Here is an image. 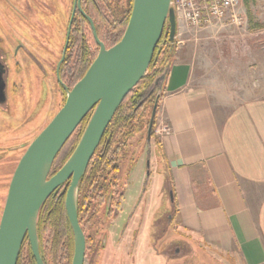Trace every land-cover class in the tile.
I'll return each instance as SVG.
<instances>
[{
    "label": "rangeland",
    "instance_id": "obj_1",
    "mask_svg": "<svg viewBox=\"0 0 264 264\" xmlns=\"http://www.w3.org/2000/svg\"><path fill=\"white\" fill-rule=\"evenodd\" d=\"M117 3L124 6L125 0ZM71 5L72 0H0V52L6 64V102L0 106V215L20 157L63 104L55 66ZM240 11L245 17L241 25L223 20L201 29L177 27L175 45L192 52L197 84L209 86L221 103L264 94V0H242ZM150 109L149 104L146 117ZM145 133L146 129L132 137L119 158L123 200L112 229L124 224L139 200L145 209L151 204V211L161 213L168 207L166 199L157 196L160 174L154 166L155 141L151 137V146H145ZM143 232L136 242L142 244L139 255L130 254L127 263L113 264H232L180 229L171 235L184 244V252L167 259L162 251L170 232L158 243L161 253H155Z\"/></svg>",
    "mask_w": 264,
    "mask_h": 264
},
{
    "label": "crops",
    "instance_id": "obj_2",
    "mask_svg": "<svg viewBox=\"0 0 264 264\" xmlns=\"http://www.w3.org/2000/svg\"><path fill=\"white\" fill-rule=\"evenodd\" d=\"M171 60L155 117L169 132L152 137L158 197L171 191L177 232L232 264H264V94L221 103L197 84L191 51Z\"/></svg>",
    "mask_w": 264,
    "mask_h": 264
},
{
    "label": "water",
    "instance_id": "obj_3",
    "mask_svg": "<svg viewBox=\"0 0 264 264\" xmlns=\"http://www.w3.org/2000/svg\"><path fill=\"white\" fill-rule=\"evenodd\" d=\"M80 2L72 1L64 45L55 67L57 81L65 92L64 102L49 123L27 145L8 185L0 215V264H17L25 238L35 264H45L40 254L37 218L45 200L65 183L64 208L73 235L71 264H83L85 236L77 213L80 180L117 108L145 75L163 32L167 31L171 49L176 44L177 18L173 0H133L122 37L108 48L98 38L93 20L81 8ZM76 10L88 21L98 52L84 75L69 88L60 79L59 66L64 61ZM167 69L165 67L155 78L150 89L155 91V98L145 133L148 148L160 86ZM4 86L0 72V99L4 98ZM90 112L73 151L50 176L58 152ZM146 165L149 167V159ZM148 174L149 171L146 177Z\"/></svg>",
    "mask_w": 264,
    "mask_h": 264
},
{
    "label": "trees",
    "instance_id": "obj_4",
    "mask_svg": "<svg viewBox=\"0 0 264 264\" xmlns=\"http://www.w3.org/2000/svg\"><path fill=\"white\" fill-rule=\"evenodd\" d=\"M118 1L111 3L110 0H82V9L93 20L97 36L106 48L120 40L130 15L133 0H125L124 6L118 4ZM175 48L176 45L171 49L167 31H164L145 75L123 99L105 129L79 183L77 197L79 221L81 211L83 214L89 213L92 208L91 201L95 192L100 191V186L104 187L109 182L114 189L121 188L117 170L123 148L132 137L143 133L150 116L149 111L146 117V104L139 103L142 98H146L145 102L152 108L155 98V91H150L152 83L164 68L170 65ZM97 52L98 45L93 39L88 21L77 12L73 20L65 59L59 70L62 82L71 88L84 75ZM163 83L160 86L159 99L162 95ZM59 86L65 99L64 89L61 85ZM90 115L91 112L86 115L58 152L52 164L50 176L63 165L73 151ZM66 186L67 183L54 191L45 200L38 214L37 235L40 254L45 264H71L73 235L64 208ZM17 264H35L26 238L21 246Z\"/></svg>",
    "mask_w": 264,
    "mask_h": 264
},
{
    "label": "flooded vegetation",
    "instance_id": "obj_5",
    "mask_svg": "<svg viewBox=\"0 0 264 264\" xmlns=\"http://www.w3.org/2000/svg\"><path fill=\"white\" fill-rule=\"evenodd\" d=\"M47 1L49 2V0ZM80 5H82V0L80 2ZM77 12L78 11L76 10L73 20ZM65 33L63 37V45H64ZM69 41H70V35H69ZM69 41H68V45H69ZM68 45H67V49H68ZM60 66H59V70H60ZM0 72L3 81L6 85V64L2 57L1 52H0ZM59 76H60V71H59ZM5 89L6 88L4 86V92H3L4 98L0 99L1 100L0 106H3L6 102ZM145 101L146 98L145 99L142 98L139 104H146L145 108L148 109L149 103H146ZM145 146H147V143ZM118 170H117V176H118ZM110 176H112V174ZM99 189L100 191L95 192L94 198L91 201L92 208H90L89 213L86 212L85 214H83V212L81 211L82 215H80L81 220L79 221V224L85 236V255H84L83 264H96L97 261L103 262L102 264H113L114 262L119 260L120 262L118 263L121 262L123 263V261L125 262L128 261L130 254L133 257H136L137 255H139L140 250L142 249V244L140 245L139 242L138 244H136L137 240L140 238L141 231L144 232L146 231L144 235L149 240V243L153 247L155 253H161V250L160 251L158 250L160 249L158 247V243L161 241V239L167 237L170 232L169 238L165 240L166 243L164 250L162 252L164 253V256L167 259H175L182 256L180 254L184 252L183 251L185 249L184 244L180 243L179 240L178 241L174 240L175 237L171 235L172 230L176 231V229L172 226V222L174 219V209H173L174 204L172 201L171 193H169L171 192L169 189L166 191L167 197H165L168 207L163 212L160 213L157 211V209L156 211L154 209L151 211L150 208L145 209L143 208V206L142 207L139 206L141 201L139 200L137 204L134 206L133 210L127 214L126 221L124 222V224H122L123 226L122 225L120 226L122 227L121 229L120 227L118 228L117 226H115V229H112V227L114 226V221H115L114 217H116L119 214V212H121V203L123 200L122 186L119 189L118 188L114 189L112 183L108 182L107 185H105L104 187L100 186ZM151 200L153 203V197H151ZM100 215H102V217H100ZM149 216L150 219H148ZM103 218L105 219V222H103L104 220ZM167 253H170V255H168Z\"/></svg>",
    "mask_w": 264,
    "mask_h": 264
},
{
    "label": "built area",
    "instance_id": "obj_6",
    "mask_svg": "<svg viewBox=\"0 0 264 264\" xmlns=\"http://www.w3.org/2000/svg\"><path fill=\"white\" fill-rule=\"evenodd\" d=\"M242 0H173L178 29L179 26L201 29L221 23L241 25L244 15L240 11ZM154 135L168 133L165 123L154 126Z\"/></svg>",
    "mask_w": 264,
    "mask_h": 264
}]
</instances>
